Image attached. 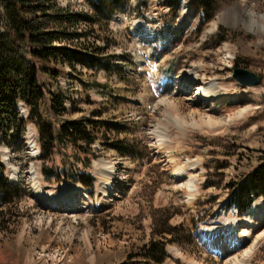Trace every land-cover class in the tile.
Instances as JSON below:
<instances>
[{
	"label": "rangeland",
	"instance_id": "1",
	"mask_svg": "<svg viewBox=\"0 0 264 264\" xmlns=\"http://www.w3.org/2000/svg\"><path fill=\"white\" fill-rule=\"evenodd\" d=\"M55 1L72 17L64 24L68 32L85 35L79 42L92 50L93 61L84 57L74 71L24 54L38 68L46 95L19 142L0 148L11 183L23 192L20 217L8 226L0 221V264H121L167 217L181 229L180 242L166 248L165 264L240 262L264 232V219L254 227L255 208L237 217L225 206L227 184L264 158V0H214L210 20L211 11H202L199 0ZM193 67L223 82L228 96L241 101L195 105L193 90L181 88L183 73ZM236 69L261 76L262 83L241 86L233 78ZM51 94L64 96L66 112L52 110ZM18 112L25 119L30 115L23 104ZM217 117L230 124L218 128ZM67 121L112 126L95 135L93 144L74 146L58 138ZM43 124L57 138L46 160L40 158ZM80 147L90 155L89 167ZM99 161L115 168L111 192L102 188L108 176L98 174ZM11 166L17 180L9 174ZM82 172L91 186L72 181ZM190 179L197 187L193 199ZM38 190L54 200L62 191L73 193L65 194L73 199L52 207ZM70 205L75 210L65 211ZM246 264H264V238Z\"/></svg>",
	"mask_w": 264,
	"mask_h": 264
},
{
	"label": "trees",
	"instance_id": "2",
	"mask_svg": "<svg viewBox=\"0 0 264 264\" xmlns=\"http://www.w3.org/2000/svg\"><path fill=\"white\" fill-rule=\"evenodd\" d=\"M199 1L202 11H211L208 20L212 19L217 9L214 0ZM98 11H104V8L100 6ZM71 18L67 11L58 7L55 0H0V147H12L19 142L27 123L39 117L40 106L46 95L38 82V68L24 54L27 53L32 60L54 66L68 65L74 71L75 64L84 63V57L93 61L92 50L79 42L85 35L78 30L69 33L64 25L72 21ZM68 36H73L77 43L67 40ZM95 51L98 53V50ZM54 72L60 73L57 70ZM50 102L56 114L66 112L64 96L51 94ZM19 104L25 105L30 111L27 119L20 116ZM110 126L104 121H67L60 126L57 134L60 140L73 142L74 146L78 141L91 145L95 135ZM40 131V158L46 160L54 154L57 138L45 124L40 126ZM78 149L86 154L80 159L89 167L90 155L81 147ZM49 173L44 170L45 175ZM78 175L72 181L91 186L81 177L85 175L84 172ZM64 179L67 180L66 177ZM226 187L228 196L225 206L234 211L237 217L250 214L253 204L264 197V158L254 170L238 181L229 182ZM22 196L21 188L9 181L0 155V221H5L1 224L8 226L20 217L18 209ZM169 220V217L163 219L161 227L153 230L150 241L138 252L129 254L121 264H165L170 258L167 246L180 242L178 232L181 226H171Z\"/></svg>",
	"mask_w": 264,
	"mask_h": 264
},
{
	"label": "bare ground",
	"instance_id": "3",
	"mask_svg": "<svg viewBox=\"0 0 264 264\" xmlns=\"http://www.w3.org/2000/svg\"><path fill=\"white\" fill-rule=\"evenodd\" d=\"M249 18H251L250 16L251 15H248ZM189 20V19H188ZM252 21V20H251ZM187 22V21H186ZM227 53V52H226ZM183 79H182V86L181 88H185L187 90H193L192 91V95H191V98H190V101H192L195 105L197 104H203L204 102H211V103H216V100L217 101H227V98L231 99L232 102H240L241 99L240 97H238L237 95H232V96H228V93H227V86L223 83V82H220L217 78H207L205 76H203L202 72L199 70L198 67H193L191 70L187 71L186 73H183ZM186 90V91H187ZM234 94V93H233ZM159 96V95H158ZM159 105V104H158ZM168 105V104H167ZM162 107V106H161ZM212 106H211V109L212 110ZM21 109L24 110V107L21 106ZM207 113V112H206ZM205 113V114H206ZM212 113V112H211ZM214 113V112H213ZM220 113V111L218 112V114ZM194 114V113H193ZM209 114V113H208ZM208 114L204 115L203 117H206ZM217 114V115H218ZM243 113L241 112L240 113V116H242ZM223 116V115H222ZM216 117V116H215ZM214 118V117H213ZM218 118V117H217ZM223 118V117H222ZM222 118H218V120H221L219 122H217V127L218 128H226L229 124H230V119L226 120V121H223ZM207 119H209L208 121L212 120L211 117H209V115L207 116ZM204 120V119H203ZM216 123V122H215ZM176 128V127H175ZM204 128V127H203ZM178 130V129H177ZM33 137L31 136L29 139L31 140ZM35 142V140L33 139L32 140V144ZM169 142V141H168ZM173 147V146H172ZM4 153V152H3ZM5 155V158L8 156V153H4ZM7 159V158H6ZM9 161V160H8ZM9 165V164H8ZM95 168L98 172V174L102 177L104 176L106 178V176H108L107 179L103 180L101 182L102 184V188L104 189V192H111L113 191V182L112 181V177H114V173H115V168L113 169L112 166H109L108 164H105L103 162H95ZM188 172V171H187ZM180 175L178 174H171V177H175V176H180L179 178H183L182 176L184 175L185 173V170L183 171H179ZM9 174L11 175V178L14 179V180H17V177H18V171L13 168L12 166L10 167V170H9ZM31 178L34 179V181H36L37 183L39 182V175L38 173L32 169L31 171ZM193 179H190L188 180V186L190 188V192H191V196L189 199H193L194 197V193L197 191V187H196V184L194 181H192ZM38 192H40L41 194V197L47 202V201H50L48 202V204H51L50 206L52 207H55L57 206V203H65V202H71V199L72 196H67L65 197L66 193L67 194H71L73 195V193H68V192H60L62 195L61 197V194L59 193L58 195V199L54 200L52 199L51 197L49 196H46L44 195L43 191L42 190H38ZM85 194V193H84ZM109 193L105 196H108ZM84 196V195H83ZM49 197V198H48ZM73 202V201H72ZM71 204V203H70ZM74 205V204H73ZM73 205H70V206H67L65 208V211H74V206ZM253 208H255L256 210V218H257V221H256V224H255V229L258 228V226L261 225L263 219H264V197H261L259 198L254 204H253ZM76 210H83L82 207H79L77 208ZM231 227V226H230ZM215 227H212L210 228L209 230L213 229ZM228 229V228H227ZM215 230V229H214ZM215 232V231H214ZM219 236V235H218ZM258 236H256V239H254V241L252 242V244L250 245V247L245 251L242 259L240 262H238L237 264H246L247 261L250 259L251 255L254 253V250L256 249V247H258V245L260 243L263 242V238H264V232L261 233L259 235V238H257Z\"/></svg>",
	"mask_w": 264,
	"mask_h": 264
},
{
	"label": "water",
	"instance_id": "4",
	"mask_svg": "<svg viewBox=\"0 0 264 264\" xmlns=\"http://www.w3.org/2000/svg\"><path fill=\"white\" fill-rule=\"evenodd\" d=\"M233 78L243 87H257L262 83V77L245 69H236Z\"/></svg>",
	"mask_w": 264,
	"mask_h": 264
}]
</instances>
